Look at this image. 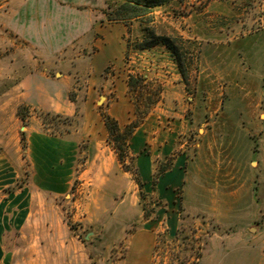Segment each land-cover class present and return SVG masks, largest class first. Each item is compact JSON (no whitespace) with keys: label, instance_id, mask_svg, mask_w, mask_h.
Returning <instances> with one entry per match:
<instances>
[{"label":"rangeland","instance_id":"rangeland-1","mask_svg":"<svg viewBox=\"0 0 264 264\" xmlns=\"http://www.w3.org/2000/svg\"><path fill=\"white\" fill-rule=\"evenodd\" d=\"M32 1L0 0L1 262L132 264L147 221L150 264H214L216 230H263L264 0H171L127 22L105 0L96 32L56 55L17 32L44 18ZM118 98L120 129L136 125L122 157L103 122Z\"/></svg>","mask_w":264,"mask_h":264},{"label":"crops","instance_id":"crops-1","mask_svg":"<svg viewBox=\"0 0 264 264\" xmlns=\"http://www.w3.org/2000/svg\"><path fill=\"white\" fill-rule=\"evenodd\" d=\"M65 4V5H63ZM106 6L105 0H70L67 3H59L52 0H35L32 1L29 7L33 8L34 14L43 16L41 20L37 17L34 18L38 21H32V27H29V21L23 19L20 25H25L23 30H17L22 36L28 37L35 47L45 49L46 53L59 54L62 49L72 48L74 38L84 34L86 30L96 32V25L104 20V10ZM66 16H60V14ZM59 17L61 21L60 30L56 32L52 29L51 25L47 26L51 20L55 21ZM20 19H17V22ZM38 22V23H36ZM19 25V26H20ZM54 27V26H53ZM15 28H17L15 26ZM47 34V35H46ZM63 52V51H62ZM48 53V54H49ZM50 104L52 110L65 115L73 114L71 104L68 102L60 104L55 102ZM125 101L120 98L114 99L106 106L107 114L117 120L120 124L128 121L131 116L130 107L125 105ZM106 130L103 128L100 138H105ZM89 143V151L97 148L99 160L101 163L95 167L98 170L108 171L109 167L113 164V158H102V153L107 150V146L102 143L104 140L95 142L96 135H92L89 131L86 135ZM95 140V141H94ZM111 154V153H110ZM107 160L110 161L107 165ZM88 162V161H87ZM86 162V163H87ZM85 164V163H84ZM108 166V167H107ZM88 169V168H87ZM87 169L83 172L86 173ZM97 182L104 183L106 177L97 176ZM233 196V195H230ZM230 208V207H229ZM234 209V207H232ZM252 215V207L248 209ZM247 212V209H246ZM144 227L136 230L130 237V245L133 251L132 264H150L151 252L155 241V231L150 226H147V221L143 223ZM225 225V224H224ZM225 227H227L225 229ZM221 227L225 231L214 233V252L210 254L214 258V264H264V227L263 230L255 229L254 227H244L240 233L231 229L230 225ZM228 229V230H227ZM53 236V235H52ZM51 248L58 247V241H50ZM59 248V247H58ZM132 257V256H131ZM10 260V259H8ZM0 264H12V261L1 262Z\"/></svg>","mask_w":264,"mask_h":264},{"label":"trees","instance_id":"trees-1","mask_svg":"<svg viewBox=\"0 0 264 264\" xmlns=\"http://www.w3.org/2000/svg\"><path fill=\"white\" fill-rule=\"evenodd\" d=\"M171 0H123V2L111 13L108 14V19L112 21H122L127 22L130 20H140L146 14H149L151 10L155 7L164 5ZM160 42L165 45L168 49H172V44L167 37H159ZM54 117H59V115H53ZM23 119V117H22ZM105 128L108 132L110 140L113 142L114 148L118 150L120 156H123L124 148L127 147V141L132 135L133 128L136 125H131L125 131H122L117 123V121L106 115L103 119ZM22 134V141L24 139ZM121 142V145H117ZM25 147V146H24ZM13 189V190H12ZM9 191L13 192L15 187Z\"/></svg>","mask_w":264,"mask_h":264},{"label":"water","instance_id":"water-1","mask_svg":"<svg viewBox=\"0 0 264 264\" xmlns=\"http://www.w3.org/2000/svg\"><path fill=\"white\" fill-rule=\"evenodd\" d=\"M102 99H104L103 97H100V99H99V101H98V103L100 102V100H102Z\"/></svg>","mask_w":264,"mask_h":264}]
</instances>
